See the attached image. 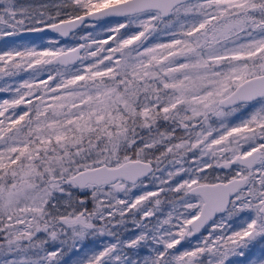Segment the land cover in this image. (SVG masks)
Here are the masks:
<instances>
[{
    "label": "snow or ice",
    "instance_id": "6c2138e0",
    "mask_svg": "<svg viewBox=\"0 0 264 264\" xmlns=\"http://www.w3.org/2000/svg\"><path fill=\"white\" fill-rule=\"evenodd\" d=\"M24 72L0 264H264V0H0V79Z\"/></svg>",
    "mask_w": 264,
    "mask_h": 264
},
{
    "label": "trees",
    "instance_id": "16d2710c",
    "mask_svg": "<svg viewBox=\"0 0 264 264\" xmlns=\"http://www.w3.org/2000/svg\"><path fill=\"white\" fill-rule=\"evenodd\" d=\"M22 1H28V0H19V2H22ZM83 29H85V28H83ZM83 29H81V30H83ZM88 29H89L90 32H93V33L101 31L100 28H92L91 29V27H88ZM78 34L79 33H76L75 37L73 38L74 45L77 44V43H80L81 41H83L82 39H80V35H78ZM98 38H102V36L98 37ZM32 40H33L34 43H40L41 42L40 37H38L37 39H32ZM71 41L72 40H70L68 42H65V41H63L61 39V44L65 45V44L71 43ZM166 41H167V37L166 36H161L159 42H166ZM83 42H85V41H83ZM154 42H157V41H154ZM29 78L30 77H29V73L28 72L21 73L19 76L15 77V78H7V77H5L3 79H0V87H3L5 82H7L9 84H15V83H18L19 81H21L23 79H29ZM10 96H11V93H0V99L10 98ZM89 207H91V205H89Z\"/></svg>",
    "mask_w": 264,
    "mask_h": 264
},
{
    "label": "rangeland",
    "instance_id": "374dc122",
    "mask_svg": "<svg viewBox=\"0 0 264 264\" xmlns=\"http://www.w3.org/2000/svg\"><path fill=\"white\" fill-rule=\"evenodd\" d=\"M46 2H49V0H28V1H22V2H20V3H46ZM92 29V28H91ZM87 32H90L89 31V29L88 28H85V29H83V30H81V31H79V32H77V33H79L78 35H80V39H81V37L82 36H84V35H86V33ZM76 34V33H75ZM71 43H68V44H65V45H74V43H73V38L71 37ZM70 41V40H69ZM154 42V41H153ZM41 78H46V77H41ZM219 175H225V173L224 172H220V173H218ZM148 190H154V189H152V188H149ZM137 194H140V193H137ZM165 211H167V209H165ZM129 227H131V225H129ZM182 246H183V248H187L188 247V245L187 244H185L184 242H181V245H178L177 247L178 248H181V250H183V248H182Z\"/></svg>",
    "mask_w": 264,
    "mask_h": 264
},
{
    "label": "water",
    "instance_id": "95a60500",
    "mask_svg": "<svg viewBox=\"0 0 264 264\" xmlns=\"http://www.w3.org/2000/svg\"><path fill=\"white\" fill-rule=\"evenodd\" d=\"M83 28H84V27H81V28H79V29H76V30H75V33L81 31V29H83ZM27 38H29V37H26L25 39H27ZM30 38H31V39H37L38 36H36L35 34H33V36L30 37ZM62 40L65 41V42H68L69 40H71V37H65V38H62ZM80 43H84V42L81 41Z\"/></svg>",
    "mask_w": 264,
    "mask_h": 264
}]
</instances>
